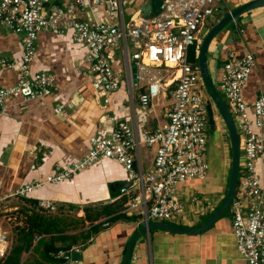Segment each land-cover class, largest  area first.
Masks as SVG:
<instances>
[{"label":"crops","instance_id":"1","mask_svg":"<svg viewBox=\"0 0 264 264\" xmlns=\"http://www.w3.org/2000/svg\"><path fill=\"white\" fill-rule=\"evenodd\" d=\"M248 1L223 0L221 11L214 16H218V20L222 18L225 5L231 10L229 3L235 4L236 8ZM124 2L131 6V0ZM149 2L133 0L136 9H128L132 11L131 17L140 11L141 5ZM70 4L78 6L83 20L102 17V11L89 1L85 10L73 0H45L44 6L49 11L53 7L71 10ZM230 27L212 43L209 68L215 70L220 83V65L225 64L230 54L235 58L253 54L255 67L242 88L244 101L251 105L264 96V7L236 20L235 33L229 32ZM209 29L204 25L201 36L204 37ZM36 42L31 72L55 76L58 90L42 99L12 100L0 113V230L7 237V256L12 249H22L19 264H72L73 253L82 255L79 264H123L127 246L134 237L127 264H246L232 234L231 205L195 236L162 229L141 233L140 230L147 226L144 222L121 214L122 206L130 196L121 192L130 190L133 184L125 169L111 159L103 160L67 181L45 185L26 198L16 201L10 198L11 193L22 186L52 175L56 164L72 163L85 157L90 149L88 139L107 135L113 129L110 118L155 131L165 126L170 105L168 94L162 92L151 104L142 107L138 94L144 87H133L130 94L124 80L105 104L103 96L93 90L91 82L83 75L87 70L84 63L87 50L72 41L70 33L41 31ZM23 51L21 36L0 25V61L15 65L0 70V89L17 85V66ZM119 53L118 50L112 52L117 73L121 72ZM128 104L132 117L127 111ZM59 107H62L60 114L55 111ZM209 144L208 178L183 186L185 220H180L183 225L176 224L177 227L195 230L204 225L228 191L229 169L222 157L219 161L210 158L215 142L210 140ZM151 149L141 150L143 171H148L153 164L156 149L153 148L155 155L149 159ZM143 161L148 163L145 170ZM262 172L264 181V165ZM187 186L194 190L188 197L184 194ZM240 196V191H236L235 197ZM40 200H48L55 211L38 209ZM195 203L204 210L198 212ZM56 250L59 253L55 255L52 252ZM73 250L79 252H73L71 260L64 261L59 257L60 253Z\"/></svg>","mask_w":264,"mask_h":264},{"label":"built area","instance_id":"2","mask_svg":"<svg viewBox=\"0 0 264 264\" xmlns=\"http://www.w3.org/2000/svg\"><path fill=\"white\" fill-rule=\"evenodd\" d=\"M85 10L86 3L102 11L99 20L82 19L78 6L71 10L47 9L45 0H0V25L21 36L24 51L17 66L16 86L0 89V113L10 101H29L50 97L57 92L56 77L45 72L32 73L30 64L37 49L41 31L70 33L72 41L86 49L84 76L95 92L109 102L122 80L131 88L143 86L138 94L142 107H147L166 92L170 105L163 128L131 126L110 118L114 127L109 134L88 139L90 149L85 157L72 163H58L54 172L43 180L22 186L11 193L13 201L26 198L45 185L71 179L103 160H114L125 169L133 186L121 194H129L121 214L148 225L153 222L180 220L185 215L183 186L208 177V107L204 84L198 67L187 61L190 49L195 58L202 42L201 32L208 18L221 11L223 0H161L160 13L144 16L138 11L125 20L124 0H73ZM89 5V4H88ZM132 45V47H131ZM118 50L121 72L114 69L112 52ZM132 65L136 68V80ZM6 60L0 70L14 68ZM255 67L253 54L242 58L228 56L222 69L219 91L224 98L238 132L241 157L238 187L242 196L230 205L233 211L232 234L246 264H264V96L248 105L242 88ZM62 107L55 111L60 114ZM142 148L156 149L153 164L143 171ZM132 191V195H131ZM236 192V191H235ZM38 209L54 212L48 200H40ZM198 212H202L195 203ZM196 211V212H197ZM108 225V224H106ZM7 237L0 230V262L7 256ZM73 252L60 253L64 261Z\"/></svg>","mask_w":264,"mask_h":264},{"label":"water","instance_id":"3","mask_svg":"<svg viewBox=\"0 0 264 264\" xmlns=\"http://www.w3.org/2000/svg\"><path fill=\"white\" fill-rule=\"evenodd\" d=\"M161 0H150L149 3H147L145 6L141 5L140 10L142 11L143 15L146 17L152 13V15H157L160 13V4ZM264 7V0H250L238 7H236L234 10H228L227 6L225 5L222 8V18L218 20L216 24H214L205 34L203 37L204 39L201 42L199 52L197 53V67L198 71L201 75L202 82L204 84V90L206 92L207 97V107H208V129L210 132H213L215 129V122L216 119H218L215 116V113L213 111V107L216 108V112L219 114V117L222 119V124L225 129L228 141L230 142L231 147V156H230V169H229V185H228V191L226 192L223 201L221 202L220 206L216 209V212L212 215V217L202 226L195 228V230H187L180 227H177L174 224L167 223V222H160L156 224H148L147 226H144L140 232L145 233L148 230H166L174 233H182L187 234L189 236H195V234H200L203 232L208 226H210L213 222H215L222 214L226 212V210L229 208V205L231 201L234 198L235 191H237L238 187V170H239V161L241 157V146L240 141L238 140V132L235 126V121L233 117L231 116L228 107H226L224 101L216 91V86L214 82L212 81V78L210 76L209 72V53L211 51V45L216 40L217 36L224 31H228L230 27L229 32L235 33V23L238 18H241L245 14L255 10ZM224 64L220 65V68L223 69ZM132 73L134 74V82L136 83V68L134 65H132ZM218 86H220V83H218ZM213 106V107H212ZM137 235V234H136ZM135 238L133 237L128 246H127V254L126 259L123 262V264H127L128 260H130V256L132 254V245ZM82 261V255L79 253H73L72 256V264H79V262Z\"/></svg>","mask_w":264,"mask_h":264},{"label":"rangeland","instance_id":"4","mask_svg":"<svg viewBox=\"0 0 264 264\" xmlns=\"http://www.w3.org/2000/svg\"><path fill=\"white\" fill-rule=\"evenodd\" d=\"M129 5H131V6L130 7H128L127 5L124 6L125 16H126L125 17V20H128V18L131 17V15H132L131 14L132 11H130L128 9H131V8L133 10L136 9V6L134 5L133 0H131V4H129ZM229 6H230V9L231 10L235 9V4L229 3ZM129 14H130V16H129ZM217 20H218V16L217 17L213 16L211 18H208L206 20V23H205L206 28L209 29L215 23V21H217ZM201 38H203V34H202ZM131 47H132V45H131ZM208 65L210 67L209 60H208ZM208 69H209V72H210V76L212 78V81L214 82V84L216 86L215 87L216 88V91L218 92V94L220 95V97L222 98V100L224 101V98L222 97V94L220 93V91L218 89L219 86H218L217 73L212 68H208ZM204 92H205V90H204ZM205 95H206V92H205ZM127 111L129 113L130 117H132V111L130 109L129 104L127 106ZM215 116L218 118V122L215 123L216 127H215V129H214L213 132L208 131V136H209V139L211 141H215V142H217L218 141V138H219V142H220V146H221L222 154H223L222 160H223V163L225 164L226 168L229 169L230 168V156H231L229 141L227 140V135H226V133L224 131V128L221 126V121L219 119V114L217 112H215ZM217 129H218V131H217ZM154 155H155V150H153V148H152L150 150V155H149L148 158L150 159ZM211 158L213 159V156ZM214 160H215V158H214ZM147 164H148L147 161L146 162L143 161V169L144 170L146 169ZM193 191L194 190H193V187L192 186H187L186 187V192L184 194L188 197V196L191 195V193ZM180 220L181 221L182 220H185V216L182 219H180ZM180 220H172V221H170V223L175 224V225L176 224L177 225H183V223Z\"/></svg>","mask_w":264,"mask_h":264},{"label":"trees","instance_id":"5","mask_svg":"<svg viewBox=\"0 0 264 264\" xmlns=\"http://www.w3.org/2000/svg\"><path fill=\"white\" fill-rule=\"evenodd\" d=\"M194 52H195L194 48L190 49V51L188 53L187 61H188L189 64L191 63V64L197 65V59L195 58ZM219 119L221 121V126L223 127L222 119L220 117H219ZM217 122H218V119H216L215 123H217ZM215 127H216V125H215ZM217 131H218V129H217ZM224 131H225V129H224ZM227 140H228V138H227ZM207 141H208V147H210L209 136H208V140ZM229 145H230V142H229ZM230 151H231V147H230ZM212 156L215 157L216 161H219L221 159V157H223L222 149H221L220 142H219V138H218V141L215 142V146L212 145L211 157ZM22 252H23L22 249H17V250L16 249H12L10 254L7 256V258L5 260H3V262L1 264H19V261L21 260ZM52 253L56 255V254L59 253V250L53 251Z\"/></svg>","mask_w":264,"mask_h":264},{"label":"flooded vegetation","instance_id":"6","mask_svg":"<svg viewBox=\"0 0 264 264\" xmlns=\"http://www.w3.org/2000/svg\"><path fill=\"white\" fill-rule=\"evenodd\" d=\"M213 107V106H212ZM213 111H214V113L216 112V108L215 107H213Z\"/></svg>","mask_w":264,"mask_h":264}]
</instances>
